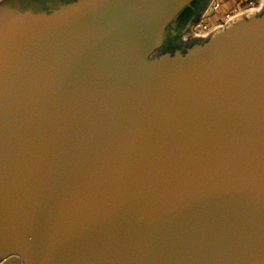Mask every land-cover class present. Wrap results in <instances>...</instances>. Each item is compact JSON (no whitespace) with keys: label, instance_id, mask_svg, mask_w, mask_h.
I'll use <instances>...</instances> for the list:
<instances>
[{"label":"water","instance_id":"1","mask_svg":"<svg viewBox=\"0 0 264 264\" xmlns=\"http://www.w3.org/2000/svg\"><path fill=\"white\" fill-rule=\"evenodd\" d=\"M194 1L0 0V262L264 264V1Z\"/></svg>","mask_w":264,"mask_h":264},{"label":"built area","instance_id":"2","mask_svg":"<svg viewBox=\"0 0 264 264\" xmlns=\"http://www.w3.org/2000/svg\"><path fill=\"white\" fill-rule=\"evenodd\" d=\"M241 4L242 3H240L238 7H240ZM222 5H223V0H212L210 2L209 6L204 10L201 16L192 24L191 32L194 37L207 38L216 30L222 28L224 25H226L228 22L231 21V17H232L231 13H233L232 11L227 13L225 15L226 17L219 20L218 23L212 20L213 17L217 14L218 10L222 7ZM260 7H258L257 9H259ZM250 10L251 9L247 10L246 12ZM0 264H4V262H0ZM17 264H21V263L18 262Z\"/></svg>","mask_w":264,"mask_h":264},{"label":"flooded vegetation","instance_id":"3","mask_svg":"<svg viewBox=\"0 0 264 264\" xmlns=\"http://www.w3.org/2000/svg\"><path fill=\"white\" fill-rule=\"evenodd\" d=\"M210 0H197L190 7V13L185 17H178L176 21V29L178 31L177 41L182 44H190L195 41L197 38L192 35L191 27L192 24L201 16L204 10L209 6ZM189 16V18H187ZM187 20L185 21V19ZM192 35V39L191 38Z\"/></svg>","mask_w":264,"mask_h":264},{"label":"rangeland","instance_id":"4","mask_svg":"<svg viewBox=\"0 0 264 264\" xmlns=\"http://www.w3.org/2000/svg\"><path fill=\"white\" fill-rule=\"evenodd\" d=\"M212 0H210L211 2ZM263 1L264 0H252V1H247L245 0L244 2H242L241 6L240 7H237L235 8L231 13L232 14V17H231V20L234 19L235 17L241 15V14H244L247 10L251 9L252 11H255L257 10L258 7H260L262 4H263ZM209 2V3H210ZM252 2V3H251ZM209 5V4H208ZM250 10V11H251ZM226 17V16H225ZM224 17V18H225ZM214 22H217L218 21H214ZM192 37V35H191Z\"/></svg>","mask_w":264,"mask_h":264},{"label":"crops","instance_id":"5","mask_svg":"<svg viewBox=\"0 0 264 264\" xmlns=\"http://www.w3.org/2000/svg\"><path fill=\"white\" fill-rule=\"evenodd\" d=\"M245 0H223L222 7L218 10L217 14L213 17V21H219L225 17V15L239 6L240 3Z\"/></svg>","mask_w":264,"mask_h":264},{"label":"trees","instance_id":"6","mask_svg":"<svg viewBox=\"0 0 264 264\" xmlns=\"http://www.w3.org/2000/svg\"><path fill=\"white\" fill-rule=\"evenodd\" d=\"M197 0H195L193 3H192V5L196 2ZM190 7L191 6H189V7H187L181 14H180V18H183V17H185L187 14H189L190 13ZM187 18H189V16H187ZM187 18L185 19V21L187 20Z\"/></svg>","mask_w":264,"mask_h":264}]
</instances>
